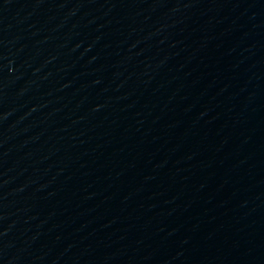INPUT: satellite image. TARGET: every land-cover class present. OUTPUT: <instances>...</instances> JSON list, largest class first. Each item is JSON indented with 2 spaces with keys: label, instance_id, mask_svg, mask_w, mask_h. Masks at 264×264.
Here are the masks:
<instances>
[{
  "label": "water",
  "instance_id": "95a60500",
  "mask_svg": "<svg viewBox=\"0 0 264 264\" xmlns=\"http://www.w3.org/2000/svg\"><path fill=\"white\" fill-rule=\"evenodd\" d=\"M207 264H264V104Z\"/></svg>",
  "mask_w": 264,
  "mask_h": 264
}]
</instances>
